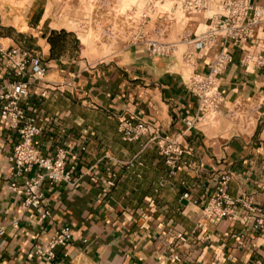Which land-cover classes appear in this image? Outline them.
Listing matches in <instances>:
<instances>
[{
    "label": "crops",
    "instance_id": "0c3cea01",
    "mask_svg": "<svg viewBox=\"0 0 264 264\" xmlns=\"http://www.w3.org/2000/svg\"><path fill=\"white\" fill-rule=\"evenodd\" d=\"M221 2L213 0L211 13ZM251 2L264 8V0ZM56 10L54 0H0V47L38 55L47 69L21 102L42 130L34 145L51 159L67 150L66 163L75 166L73 185H44L48 218L25 213V196L10 189V158L19 137L0 125V264H264V229L253 228L249 210L264 211V68L242 62L264 52V22L241 48L227 44L232 61L219 77L220 111L187 129L184 120L199 114L189 79L208 73L220 43L208 53L194 51L190 60L185 44L167 57L128 46L88 58ZM187 19L196 27L204 21ZM18 81L0 57V87ZM58 85L64 91H54ZM238 101L257 102L250 109L254 122L231 121L228 113ZM121 119L141 120L181 143L184 154L173 175L149 143L151 134L122 139ZM134 157L141 163L135 168L116 163ZM223 176H229L224 190L234 204H223L222 218H205ZM64 228L72 239L56 248L53 262L31 254L35 244Z\"/></svg>",
    "mask_w": 264,
    "mask_h": 264
},
{
    "label": "built area",
    "instance_id": "2783aa9c",
    "mask_svg": "<svg viewBox=\"0 0 264 264\" xmlns=\"http://www.w3.org/2000/svg\"><path fill=\"white\" fill-rule=\"evenodd\" d=\"M142 9L131 8L123 16L122 47L141 46L152 57H167L174 53L181 44L187 46L184 57L190 60L194 51L208 53L220 43L221 50L208 67L207 74H193L188 83V90L198 100L199 114L192 120H184L187 129L194 127L196 122L209 114L212 118L220 111L224 96L219 86L220 75L228 68L232 61L227 51V44L241 48L252 31L264 22V8L251 0H222L219 10L211 13L213 0H142ZM170 2L173 9L184 15L201 16L204 21L194 31L185 33L179 43L169 41L162 26L153 27L149 32L152 16L156 15L161 22L172 18V13L158 11L159 6ZM0 57L5 61L6 68L16 77L21 78L9 85L0 87V101L3 103L0 112V125L15 130L19 140L14 147L10 158L9 174L12 178L10 189L17 196H25L23 205L25 213H35L41 219L49 217V212L43 207L44 185L63 183L73 185L72 175L75 166H68L66 161L71 154L59 149L53 159L42 157L34 145V139L41 133L36 114L25 113L21 102L29 96V86L41 82L46 76L47 69L38 55L30 54L18 48L3 49L0 47ZM244 64L252 63L256 67L264 68V52L254 55H245ZM71 86L70 83L66 84ZM64 91V85L53 86L54 91ZM118 131L126 142L138 140L141 136L151 134L149 143L155 145L164 158L169 174L173 175L184 154L181 143L177 139L161 136L157 130L139 120L133 122L121 119ZM138 157L126 162L116 161L127 168H135L141 163ZM33 173L31 177L27 175ZM25 176V177H24ZM17 178H24L19 184ZM229 176H223L218 182L217 193L212 197L203 210L205 218L227 215L223 204H234L225 194V186ZM253 213V228L264 229V211L250 208ZM16 227L17 223L13 222ZM4 234L0 230V236ZM71 232L68 228L56 231L44 245L35 244L32 255L38 260L53 262L56 258L55 250L66 247L71 242ZM256 264H263L257 262Z\"/></svg>",
    "mask_w": 264,
    "mask_h": 264
},
{
    "label": "rangeland",
    "instance_id": "374dc122",
    "mask_svg": "<svg viewBox=\"0 0 264 264\" xmlns=\"http://www.w3.org/2000/svg\"><path fill=\"white\" fill-rule=\"evenodd\" d=\"M57 17L66 20V27L79 38L83 56L103 58L120 51L122 45L121 31L123 16L131 8L142 9L144 1L136 0H54ZM158 11L172 13V18L161 22L156 15L152 16L149 32L153 27L162 26L169 41L179 43L185 33L194 31L196 25L189 22V15L173 9L170 2L159 6ZM257 102L238 101L230 108L228 116L233 123L246 126L254 122L255 115L250 112ZM220 115L218 114V118Z\"/></svg>",
    "mask_w": 264,
    "mask_h": 264
},
{
    "label": "bare ground",
    "instance_id": "6f19581e",
    "mask_svg": "<svg viewBox=\"0 0 264 264\" xmlns=\"http://www.w3.org/2000/svg\"><path fill=\"white\" fill-rule=\"evenodd\" d=\"M129 1H136V0H129Z\"/></svg>",
    "mask_w": 264,
    "mask_h": 264
}]
</instances>
